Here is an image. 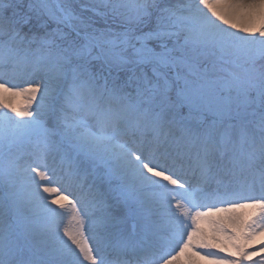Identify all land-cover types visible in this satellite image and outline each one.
I'll use <instances>...</instances> for the list:
<instances>
[{"label": "snow or ice", "instance_id": "snow-or-ice-1", "mask_svg": "<svg viewBox=\"0 0 264 264\" xmlns=\"http://www.w3.org/2000/svg\"><path fill=\"white\" fill-rule=\"evenodd\" d=\"M0 94V264H264V0H0Z\"/></svg>", "mask_w": 264, "mask_h": 264}, {"label": "bare ground", "instance_id": "bare-ground-1", "mask_svg": "<svg viewBox=\"0 0 264 264\" xmlns=\"http://www.w3.org/2000/svg\"><path fill=\"white\" fill-rule=\"evenodd\" d=\"M227 27V26H225ZM232 31H236V30H232ZM242 34V33H241ZM28 77H21L18 78L16 80L13 81V83L17 84L18 86L21 87H27V81ZM7 103V104H11L13 107H17V108H23L28 106V101L26 99V96H11L10 94H0V111H9L8 108L3 107V105ZM51 186H56L55 183H53ZM217 207H224L226 205L223 204H217ZM200 211H208L207 207H203L202 210ZM240 211H246V210H240ZM189 225L191 224V222L188 223ZM197 226H205L204 222H200ZM62 227H68V228H73L75 227V221L72 220L71 216H66L64 218V221L62 223ZM185 238H186V234H185ZM264 243V235L261 234H257V236L253 237V241L249 246V250L251 251L252 249H255L258 253V255H254L253 259L254 260H259L261 255H264V253H260L259 249L261 247V244ZM172 254H175V252L179 251L178 247H175L174 250H171ZM200 254L203 255L204 254V250H200ZM224 255V254H221ZM184 260L185 257L181 256L180 258V264H184Z\"/></svg>", "mask_w": 264, "mask_h": 264}]
</instances>
